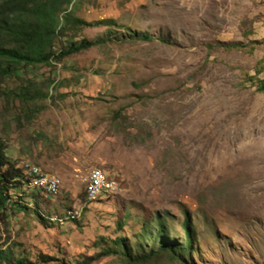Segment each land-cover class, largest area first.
Returning a JSON list of instances; mask_svg holds the SVG:
<instances>
[{
	"label": "rangeland",
	"instance_id": "1",
	"mask_svg": "<svg viewBox=\"0 0 264 264\" xmlns=\"http://www.w3.org/2000/svg\"><path fill=\"white\" fill-rule=\"evenodd\" d=\"M66 1L90 25L68 23L53 51L111 39L0 85L2 151L60 179L13 194L0 247L54 258L37 264H264V0ZM24 87L40 95L11 94ZM92 169L118 188L89 202ZM165 243L181 254L148 257Z\"/></svg>",
	"mask_w": 264,
	"mask_h": 264
},
{
	"label": "trees",
	"instance_id": "2",
	"mask_svg": "<svg viewBox=\"0 0 264 264\" xmlns=\"http://www.w3.org/2000/svg\"><path fill=\"white\" fill-rule=\"evenodd\" d=\"M67 3L66 0H0V85L5 78L16 74L20 66L48 65L52 59L59 61L111 39V34L107 33L104 38L95 41L82 40L79 43L68 45L64 50L53 51L54 41L59 33L69 26L68 23L90 25L80 19L69 18L68 15L63 16L62 8ZM62 20H64V26L60 24ZM93 25L110 26L111 22L110 20H100L94 22ZM132 38L144 42L153 41V38L147 33H134ZM257 90L264 92V78L260 81ZM39 95H29L24 87L17 92L15 98L30 101ZM22 186V172L9 161L0 147V211L6 209L10 202H12L11 205L14 204L12 200L15 196L13 194L20 191ZM10 192L13 193L10 194ZM16 205L20 210L24 208L18 203H15L14 206ZM24 209L26 210V208ZM158 228L160 231L155 238L161 240L163 233L162 224L159 221L155 229ZM112 242L120 247L121 253L127 259H132L124 238H116ZM181 249L183 248H175L173 244L165 243L157 252H150L148 257L157 256L158 253L181 254ZM112 251L107 249L100 255H108L113 253ZM53 260L54 258L49 256L40 255L35 262H31L24 258L14 257L10 248L0 247V264H37Z\"/></svg>",
	"mask_w": 264,
	"mask_h": 264
},
{
	"label": "bare ground",
	"instance_id": "3",
	"mask_svg": "<svg viewBox=\"0 0 264 264\" xmlns=\"http://www.w3.org/2000/svg\"><path fill=\"white\" fill-rule=\"evenodd\" d=\"M24 164H27V162L22 163V170L24 173V177L27 180L26 184L29 186L37 188L38 190H41L46 195H52L50 192H48L44 188V176L45 177H51L53 179V185H54V193L59 188L60 182L59 179L56 176L46 174L42 171H40L37 167L32 166L28 163V167L24 166ZM33 169H35L36 177H33ZM92 176H99L101 178H105V176L97 169H92L89 172L87 185L85 188V198L86 201L92 202L96 201L100 197H102V194L106 193V181L105 180H97L95 181ZM27 177V178H26ZM115 191V188L111 189V194ZM106 196V195H104ZM78 212L75 210H72L68 212L67 218L75 219ZM59 216V215H58ZM64 217V216H63ZM61 216V218H63Z\"/></svg>",
	"mask_w": 264,
	"mask_h": 264
},
{
	"label": "built area",
	"instance_id": "4",
	"mask_svg": "<svg viewBox=\"0 0 264 264\" xmlns=\"http://www.w3.org/2000/svg\"><path fill=\"white\" fill-rule=\"evenodd\" d=\"M24 166L28 167V163L24 164ZM33 177H36V172L35 169H33ZM95 181L97 180H105L106 181V193L102 194L104 195H111V189L112 188H118V185L116 181L114 180H109L108 178H101L99 176H92ZM27 178V177H26ZM44 188L50 192L52 195L54 194V185H53V179L51 177H45L44 176Z\"/></svg>",
	"mask_w": 264,
	"mask_h": 264
},
{
	"label": "clouds",
	"instance_id": "5",
	"mask_svg": "<svg viewBox=\"0 0 264 264\" xmlns=\"http://www.w3.org/2000/svg\"><path fill=\"white\" fill-rule=\"evenodd\" d=\"M16 74H17V72H16ZM11 94H13V96L14 97H16V94L17 93H11ZM36 93L34 92L32 95L34 96ZM30 95V94H29ZM38 98V97H37ZM34 99H36V98H34ZM33 99V100H34ZM18 100H20V99H18ZM22 101H24V100H22ZM30 101H32V100H30ZM8 158V157H7ZM10 161V160H9ZM12 164H14L18 169H20V171L22 172V174H23V186H22V188H21V190L20 191H22V189L23 188H25V190H26V192L28 191V193L29 194H43V196H45V198L46 197H50V196H52V195H46L45 193H43L41 190H38L37 188H30L27 184H26V182H27V180L25 179V175H24V173H23V170H22V163H24V162H27V163H29L30 165H32V166H35V167H37L36 165H34L33 163H31V162H29L28 160H25V159H23V160H21L19 163H17V164H15L14 162H12V161H10ZM38 168V167H37ZM39 169V168H38ZM40 170V169H39ZM40 171H42V170H40ZM42 172H44V171H42ZM45 173H47V172H45ZM48 174H50V173H48ZM50 175H53V174H50ZM53 176H56V175H53ZM57 178H58V176H56ZM59 179V178H58ZM60 180V179H59ZM59 187H60V185H59ZM59 189V188H58ZM58 191V190H57ZM17 192V191H16ZM54 195V194H53ZM32 198V197H31ZM54 215H58V214H54ZM52 216V215H51ZM50 216V217H51ZM49 217V218H50ZM49 218H47L48 219V221H49ZM75 220V219H74ZM74 220H72V221H74ZM72 221H70V222H72ZM50 222V221H49ZM51 223H54V222H51Z\"/></svg>",
	"mask_w": 264,
	"mask_h": 264
},
{
	"label": "crops",
	"instance_id": "6",
	"mask_svg": "<svg viewBox=\"0 0 264 264\" xmlns=\"http://www.w3.org/2000/svg\"><path fill=\"white\" fill-rule=\"evenodd\" d=\"M37 112H38V110H37ZM34 122H35V119H34ZM44 150H46V148H44ZM46 152V151H45ZM45 170H47V168H45ZM48 173V172H47ZM51 174V173H50ZM54 175V174H53Z\"/></svg>",
	"mask_w": 264,
	"mask_h": 264
}]
</instances>
